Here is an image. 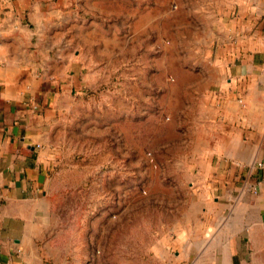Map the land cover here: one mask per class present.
Returning <instances> with one entry per match:
<instances>
[{
  "label": "rangeland",
  "instance_id": "obj_1",
  "mask_svg": "<svg viewBox=\"0 0 264 264\" xmlns=\"http://www.w3.org/2000/svg\"><path fill=\"white\" fill-rule=\"evenodd\" d=\"M87 1L116 70L72 93L44 246L68 264H197L223 204L254 191L224 118L244 103L230 70L264 41V0Z\"/></svg>",
  "mask_w": 264,
  "mask_h": 264
},
{
  "label": "crops",
  "instance_id": "obj_2",
  "mask_svg": "<svg viewBox=\"0 0 264 264\" xmlns=\"http://www.w3.org/2000/svg\"><path fill=\"white\" fill-rule=\"evenodd\" d=\"M260 5L246 6L251 18L263 12ZM100 12L87 0H0V264H68L44 246L51 217L48 185L72 93L96 86L97 75L116 70L117 51L104 47ZM259 33L249 37L251 45L238 46L246 59L230 74L243 86L244 103L229 104L231 113L224 118L226 152L238 155L244 167L254 164L249 178L254 191L240 193L234 208L223 204L197 264H264V41H257Z\"/></svg>",
  "mask_w": 264,
  "mask_h": 264
},
{
  "label": "built area",
  "instance_id": "obj_3",
  "mask_svg": "<svg viewBox=\"0 0 264 264\" xmlns=\"http://www.w3.org/2000/svg\"><path fill=\"white\" fill-rule=\"evenodd\" d=\"M262 101H263V105H264V93H263V95H262ZM38 108V106H34V109H37Z\"/></svg>",
  "mask_w": 264,
  "mask_h": 264
}]
</instances>
